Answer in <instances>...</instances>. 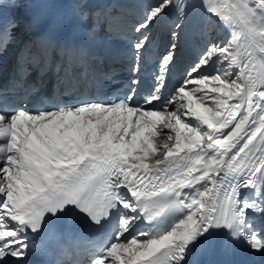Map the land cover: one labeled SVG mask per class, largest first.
<instances>
[{
	"label": "snow or ice",
	"instance_id": "snow-or-ice-1",
	"mask_svg": "<svg viewBox=\"0 0 264 264\" xmlns=\"http://www.w3.org/2000/svg\"><path fill=\"white\" fill-rule=\"evenodd\" d=\"M123 3L0 0V74L17 30L28 53L0 82V264H264V0H156L131 28Z\"/></svg>",
	"mask_w": 264,
	"mask_h": 264
},
{
	"label": "bare ground",
	"instance_id": "bare-ground-1",
	"mask_svg": "<svg viewBox=\"0 0 264 264\" xmlns=\"http://www.w3.org/2000/svg\"><path fill=\"white\" fill-rule=\"evenodd\" d=\"M156 0H124L123 6L119 9L121 12L125 14V20L127 22V27L131 28V26L141 18L143 15L146 5L148 3H155ZM17 11L15 17L17 18H27L28 15L32 14H39L44 12L46 9L38 6V5H17ZM172 24V18L171 17H165L160 24L154 26L152 29L151 35L153 37L154 32L156 30L161 29L163 33L165 34V51L166 47L169 43V31ZM26 37L23 33H21L19 30L16 32V40L9 45L7 54L4 58V64H3V71H6V69L10 66V60L12 56L14 55L13 52L16 49H19L20 47H24V40ZM12 46L14 47L12 49ZM199 53V45L198 41L191 35H187L183 37L181 41L180 50L177 53L178 61L176 66L173 69V76L180 77V73L189 66L188 64V56H191L192 58H196ZM190 59L191 61H194V59Z\"/></svg>",
	"mask_w": 264,
	"mask_h": 264
},
{
	"label": "rangeland",
	"instance_id": "rangeland-1",
	"mask_svg": "<svg viewBox=\"0 0 264 264\" xmlns=\"http://www.w3.org/2000/svg\"><path fill=\"white\" fill-rule=\"evenodd\" d=\"M191 58H192L191 56H188V57H187V59H188L187 61H188V64H189V65L191 64V60H190ZM196 58H197V57H196ZM196 58H195V59H196ZM192 59H194V58H192ZM195 59H194V61H195Z\"/></svg>",
	"mask_w": 264,
	"mask_h": 264
}]
</instances>
